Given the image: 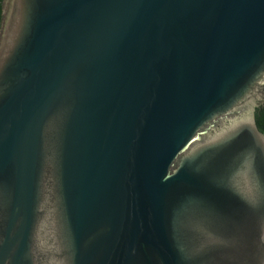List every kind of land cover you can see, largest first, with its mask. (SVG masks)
Instances as JSON below:
<instances>
[{
	"label": "water",
	"instance_id": "1",
	"mask_svg": "<svg viewBox=\"0 0 264 264\" xmlns=\"http://www.w3.org/2000/svg\"><path fill=\"white\" fill-rule=\"evenodd\" d=\"M264 0H3L0 264H264Z\"/></svg>",
	"mask_w": 264,
	"mask_h": 264
},
{
	"label": "trees",
	"instance_id": "2",
	"mask_svg": "<svg viewBox=\"0 0 264 264\" xmlns=\"http://www.w3.org/2000/svg\"><path fill=\"white\" fill-rule=\"evenodd\" d=\"M2 1L0 0V26L2 20ZM255 122L258 130L264 135V103L258 107L255 113Z\"/></svg>",
	"mask_w": 264,
	"mask_h": 264
}]
</instances>
